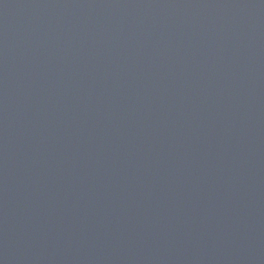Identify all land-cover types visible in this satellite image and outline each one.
Masks as SVG:
<instances>
[{"label":"water","instance_id":"obj_1","mask_svg":"<svg viewBox=\"0 0 264 264\" xmlns=\"http://www.w3.org/2000/svg\"><path fill=\"white\" fill-rule=\"evenodd\" d=\"M0 264H264V0H0Z\"/></svg>","mask_w":264,"mask_h":264}]
</instances>
